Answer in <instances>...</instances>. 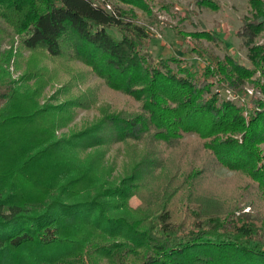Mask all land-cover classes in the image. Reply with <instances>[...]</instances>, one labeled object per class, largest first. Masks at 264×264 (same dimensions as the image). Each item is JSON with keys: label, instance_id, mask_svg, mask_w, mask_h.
<instances>
[{"label": "trees", "instance_id": "1", "mask_svg": "<svg viewBox=\"0 0 264 264\" xmlns=\"http://www.w3.org/2000/svg\"><path fill=\"white\" fill-rule=\"evenodd\" d=\"M127 1L152 13L144 0ZM196 2L220 7L218 0ZM249 4L252 16L238 35L248 46L250 65L228 52L223 58L211 55L201 39L219 45V37L203 27L188 34L197 42L190 52L205 60L192 71L183 58L155 61L143 51L150 34L125 19L137 17L133 10H110L97 0H0L3 17L28 50L44 48L61 63L79 59L89 68L85 72L139 101L137 109L131 104L120 111L103 109V117L90 126L56 138L54 130L71 119L72 107L92 106L96 91L78 96L69 107L51 108L37 104V92L13 93L10 109L0 114V264H79L85 262V250L110 264H264V214L259 227L228 215L241 199L251 204L264 194V99L254 94L247 115L245 105L213 90L218 82L244 92L245 83L253 81L264 95V43L256 42L264 31V3ZM257 72L260 76L252 80ZM29 73L38 84L47 82L48 76L34 66ZM192 134L204 140L210 153L200 169L177 176L164 148ZM29 136L39 143L31 153ZM19 142L24 147H17ZM115 144H125L123 154L131 163L125 176L111 183L107 176L115 158L109 166L107 153ZM219 166L236 174L220 178L215 174ZM153 174L164 178L162 197L151 207L132 206L131 197H142L145 180ZM203 188L214 195L204 199ZM180 194L188 218L200 216L198 206L197 214H191L193 200L209 208L211 198L222 196L234 205L224 210L219 203L218 213L194 222H214L212 231L194 226L185 232L172 216ZM223 216L230 224L219 221Z\"/></svg>", "mask_w": 264, "mask_h": 264}, {"label": "rangeland", "instance_id": "2", "mask_svg": "<svg viewBox=\"0 0 264 264\" xmlns=\"http://www.w3.org/2000/svg\"><path fill=\"white\" fill-rule=\"evenodd\" d=\"M144 1L147 2L152 13H147L141 6L133 5L127 0H97V2H103L110 10L134 11V15H137V17L126 15L125 19L136 21L145 27L148 34H150V38L143 43L141 48L151 55L155 61L159 57L178 56L184 59V64L192 71L204 66L205 60L190 52L191 46L196 45L197 42L188 34L201 31L205 27L215 31L219 37V45L210 40L201 39V42L209 48L211 55L223 58L225 53L228 52L245 64L250 65L248 46L244 43L243 37L238 35V30L242 29L244 20L252 16L253 8L249 4L250 0H218L220 7L217 10L202 7L196 0ZM261 1L264 3V0ZM110 31L119 36V31L116 28H112ZM256 42L264 43V31L256 37ZM8 51H11L9 60L3 61L2 56ZM206 59L210 61V57H206ZM63 62L54 60L44 48L31 51L24 47L19 41L18 33L3 17L0 10V114L10 109L13 104L11 96L15 91L21 93L37 92L34 97L37 104L45 106V108H51L61 104H67V107H69V102L72 103L78 96L86 95L87 92L95 90L97 95H95L92 106L72 107L71 119H64L62 125L54 130L56 138H67L73 132H78L103 117L105 113L103 109L120 111L127 109L130 104L136 109L139 107V101L132 97L129 100V96L122 90L111 87L106 80L95 73L85 72L89 71V68L83 61L76 59ZM33 66L38 73L48 76L47 82L38 84L37 78L29 73V69ZM258 76H260V72H257L252 80ZM253 84V81H247L243 88L244 92H236L215 82L213 90L222 99L234 101L239 106L245 105L244 112L248 115L249 109L254 107L251 100L252 96L255 94L256 97L264 99L263 93L255 88ZM16 134H12V136L17 137L19 133ZM237 137L242 141L241 134ZM28 138V141L32 143V148L28 152L31 153L38 148L39 143L33 136ZM203 142L202 138L192 134L183 138L178 146L170 149L164 148L163 155L167 160H170L177 176H182L183 172H189L191 169L198 170L205 164L203 158L210 152L204 148ZM16 146L24 147L21 142L17 143ZM118 148H120V151H118ZM125 150H128L125 148V144H115L107 153L109 166L115 158L113 171L107 176L111 183H118L125 176L128 163H131V159L123 154ZM179 158L181 159L179 160ZM215 174L220 178H229L233 177L236 172L219 166L215 169ZM145 182V187L142 188V197L139 193L131 197L130 203L132 206L151 207L155 205L154 202L157 198L162 197L163 190L166 187L164 178L160 174L150 175ZM201 191L203 193L200 192V194L203 195L204 199L208 194L214 195L213 193L205 194L206 190L204 188ZM183 193L186 194L185 191ZM184 195L180 194L179 198H176L175 212L173 213L172 210V216L174 218L175 215L178 220L175 225H181L183 229H186L185 232L192 230L194 226L203 227L202 230L206 232L212 231L214 222L209 224L202 221L201 224L194 222L201 217L204 218L213 213H218L219 203L223 205L224 210L234 205L231 201L220 198L222 196L219 197V200H215L214 197L211 198L209 208L203 201L199 206L193 200L191 214H197L196 209L200 208V216L188 218L185 208L182 207V205L186 206ZM237 204V206H233L232 209L228 210V215L233 214L232 216L237 218L236 220H247L255 223L257 227L261 226V217L264 214V194L260 193L258 197L253 198L251 204L242 199ZM159 212L160 210L157 213ZM156 218L157 215H154L153 220H156ZM180 220H185V223L182 224ZM219 221H226V225L230 224L226 216L221 217ZM194 230H197V228ZM84 258L85 262L79 264H110L106 257H100L94 252L89 254L86 250ZM58 264L70 263L59 262Z\"/></svg>", "mask_w": 264, "mask_h": 264}]
</instances>
